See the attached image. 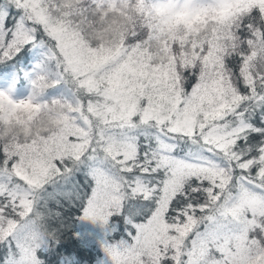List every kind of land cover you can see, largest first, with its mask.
I'll list each match as a JSON object with an SVG mask.
<instances>
[{
    "label": "snow or ice",
    "instance_id": "obj_1",
    "mask_svg": "<svg viewBox=\"0 0 264 264\" xmlns=\"http://www.w3.org/2000/svg\"><path fill=\"white\" fill-rule=\"evenodd\" d=\"M33 50L28 98L0 90V264H82L69 219L96 264H264V0H0V63Z\"/></svg>",
    "mask_w": 264,
    "mask_h": 264
},
{
    "label": "trees",
    "instance_id": "obj_2",
    "mask_svg": "<svg viewBox=\"0 0 264 264\" xmlns=\"http://www.w3.org/2000/svg\"><path fill=\"white\" fill-rule=\"evenodd\" d=\"M120 27H122V25L117 24L115 32H117V30ZM93 30L95 29H92L91 31H87L86 37L90 43L95 44L97 40L95 39V31ZM112 30H114V28H112L110 31ZM110 34L107 32V34H104L103 36H108L112 38L113 40L118 39L115 36L110 35ZM100 38H101V35H100ZM38 56L39 55L35 53L34 50L27 51L26 53L22 54L19 59L15 61L0 63V77L6 74V72L8 71H14V69L17 74H21L22 69L31 68V66H33V63L37 62ZM74 215H79V214L77 213ZM68 226H69V232L65 233L64 242L70 248L79 249L81 255L86 257L82 261V264H93L96 261L97 256L101 255V248H100V243H99L101 239V235H97L96 233H93L90 227H88L86 224H83V222L79 220L69 219ZM72 231L79 232L81 234V237L79 239H77L76 237H73L71 235ZM101 234H103V232H101ZM85 240L87 242H84ZM89 256L91 257V259L87 258Z\"/></svg>",
    "mask_w": 264,
    "mask_h": 264
},
{
    "label": "rangeland",
    "instance_id": "obj_3",
    "mask_svg": "<svg viewBox=\"0 0 264 264\" xmlns=\"http://www.w3.org/2000/svg\"><path fill=\"white\" fill-rule=\"evenodd\" d=\"M117 24H114L112 28L114 30L110 31L112 28H109L107 30L101 31L100 29H95V39L98 40L100 39V35L102 39L104 40L105 45H112L116 40H113L112 38L108 36H103L104 34H107V32L110 35L115 36L118 38L117 32H115ZM101 33V34H100ZM155 47V45H153ZM37 53V52H35ZM39 55V53H37ZM37 62L33 63V66L28 69H22L21 74H17L15 69L14 71H8L6 74L0 77V90H5L8 91L10 89V86L12 88L11 95L14 100H21V99H26L28 98L31 90V78L35 74V65ZM67 88L68 86L63 84V83H58L53 87H50L46 93L40 97L42 100H51V99H56L60 98L62 95H67ZM25 113H20V117H23ZM13 119H16L14 116ZM42 127H47V123H42ZM83 224H86L90 229H92L93 233H96L97 235H101V238L103 234H101L102 230L97 226L92 224L91 222L88 221H82ZM96 264V263H95Z\"/></svg>",
    "mask_w": 264,
    "mask_h": 264
}]
</instances>
